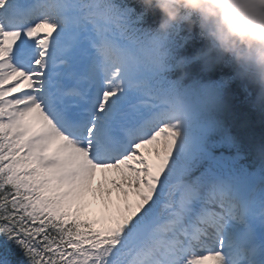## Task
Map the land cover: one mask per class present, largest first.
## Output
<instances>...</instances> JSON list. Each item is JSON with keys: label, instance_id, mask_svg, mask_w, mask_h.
I'll return each instance as SVG.
<instances>
[{"label": "snow or ice", "instance_id": "1", "mask_svg": "<svg viewBox=\"0 0 264 264\" xmlns=\"http://www.w3.org/2000/svg\"><path fill=\"white\" fill-rule=\"evenodd\" d=\"M140 19L0 0V264H264V166L216 151Z\"/></svg>", "mask_w": 264, "mask_h": 264}, {"label": "trees", "instance_id": "2", "mask_svg": "<svg viewBox=\"0 0 264 264\" xmlns=\"http://www.w3.org/2000/svg\"><path fill=\"white\" fill-rule=\"evenodd\" d=\"M136 1L127 0V4L141 18L140 24L154 31L161 14L146 12ZM175 35L177 45L170 75L185 87L200 89L203 83L210 86L212 100L205 112L211 123L209 141L216 151L242 152L247 160H253L254 167L264 166V99L260 98L259 88L243 78L230 59L207 63L201 54L208 42L199 29L188 32L181 25L176 27ZM181 60L185 61L183 68L178 63Z\"/></svg>", "mask_w": 264, "mask_h": 264}, {"label": "clouds", "instance_id": "3", "mask_svg": "<svg viewBox=\"0 0 264 264\" xmlns=\"http://www.w3.org/2000/svg\"><path fill=\"white\" fill-rule=\"evenodd\" d=\"M146 12L161 14V35L185 26L199 29L208 46L207 63L230 59L239 74L259 88L264 99V0H137ZM183 68L185 61L178 62ZM183 77H181L182 79Z\"/></svg>", "mask_w": 264, "mask_h": 264}, {"label": "bare ground", "instance_id": "4", "mask_svg": "<svg viewBox=\"0 0 264 264\" xmlns=\"http://www.w3.org/2000/svg\"><path fill=\"white\" fill-rule=\"evenodd\" d=\"M99 179H100V177H99V174H98L97 182L99 181ZM94 186H95V184H94ZM113 195L115 196V193ZM97 200H98L99 203H97ZM97 200L92 205V210L94 212H98V209L101 207V201L99 199H97Z\"/></svg>", "mask_w": 264, "mask_h": 264}]
</instances>
